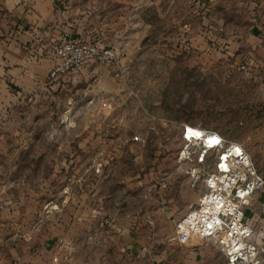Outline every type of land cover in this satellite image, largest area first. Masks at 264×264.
<instances>
[{
  "label": "rangeland",
  "instance_id": "rangeland-1",
  "mask_svg": "<svg viewBox=\"0 0 264 264\" xmlns=\"http://www.w3.org/2000/svg\"><path fill=\"white\" fill-rule=\"evenodd\" d=\"M37 4L27 22L0 2V25L32 26L17 31L18 57L30 62L10 82L16 100L0 105V252L33 229H62L79 242L97 234L103 254L125 232L136 242L130 263L224 264L211 239L198 237L193 248L173 240L182 201L203 190L180 174L193 163L179 160L182 131L200 126L240 142L264 176V0ZM63 37L112 47L115 57L50 77ZM48 210L80 222L48 224L57 220Z\"/></svg>",
  "mask_w": 264,
  "mask_h": 264
},
{
  "label": "built area",
  "instance_id": "built-area-1",
  "mask_svg": "<svg viewBox=\"0 0 264 264\" xmlns=\"http://www.w3.org/2000/svg\"><path fill=\"white\" fill-rule=\"evenodd\" d=\"M53 53L57 63L50 77L76 72L90 60L109 63L115 57L112 47L82 42L74 37L60 39L53 45ZM239 68L245 71L247 64L242 63ZM106 105L103 101L102 106ZM193 127L198 129V134H189L187 126H183L184 145L179 160L193 157V163L185 172L190 186L201 183L203 190L196 203L175 220L173 240L188 246L194 237L211 239L223 254L224 264H261L264 257V176L240 142L215 130ZM133 140L142 138L136 135ZM211 153L214 158L208 167L206 158ZM166 185L165 181L159 183L160 187ZM259 196L258 210L248 217L247 209Z\"/></svg>",
  "mask_w": 264,
  "mask_h": 264
},
{
  "label": "crops",
  "instance_id": "crops-1",
  "mask_svg": "<svg viewBox=\"0 0 264 264\" xmlns=\"http://www.w3.org/2000/svg\"><path fill=\"white\" fill-rule=\"evenodd\" d=\"M40 1L41 0H0L2 4L10 8V11L15 9L13 17H16L19 13L27 22L29 17L33 14L35 15L36 11L34 8L39 5L37 3ZM27 22H21L24 27L19 25V30H17L18 25L16 26L17 21L14 20L13 24L6 23L5 25H0V86L4 85V87H0V105L3 101L5 105L7 104L10 106L11 100H16V92L10 87V82L17 78V65L23 64L22 67H24L28 60L30 62V57H28L25 52L18 57L19 44L17 42V31L23 32L24 34L28 32L31 33L32 26L27 25ZM30 23L31 22H29V24ZM24 37V41L21 39L23 43L27 44V40H29L30 43L33 42L30 38H26V35H24ZM20 46L24 47V45ZM5 95L8 96L7 99L4 98ZM2 97L4 99H2ZM180 174L185 176V169ZM69 187L68 185L63 188V190L67 191ZM72 188L74 190V185ZM186 189L191 190L190 187H186ZM200 193L197 196H188V199L183 200L182 208L187 210L190 205L196 203ZM64 207V203L57 206V208L63 209ZM54 215L57 216V220H47L48 224L51 222L52 225L54 222L57 223L56 225L58 226L61 223L68 224L70 221H73L75 225L76 219L78 223L80 222V217L75 214L72 217L66 216L68 221L63 222L60 219L58 211L48 210L46 212L47 219L52 218ZM63 217L65 218V216ZM78 236L79 234L74 231L68 233L62 229L60 233L55 236L38 235L35 229H33L22 234L23 239L21 240H23V243L21 242L14 247H10L7 253L0 252V264H21L22 261H24L23 264H136L135 261L130 263L129 260L126 259L127 257L129 259V252H134V250H136V242L133 241L128 234L126 235L125 232H122L121 235L124 241L118 240L113 236V242H107L111 245H108V249L103 254H100L104 249H101L102 246H98V241H101V238L98 237L97 234L88 235V241L84 239V242H79ZM197 238L198 237H194L193 240ZM193 246L195 245L192 241V244L188 245V247L193 248Z\"/></svg>",
  "mask_w": 264,
  "mask_h": 264
},
{
  "label": "bare ground",
  "instance_id": "bare-ground-1",
  "mask_svg": "<svg viewBox=\"0 0 264 264\" xmlns=\"http://www.w3.org/2000/svg\"><path fill=\"white\" fill-rule=\"evenodd\" d=\"M187 130H188L189 134H191V133L195 134V135L198 134V129L197 128H192V127L190 128V127L187 126Z\"/></svg>",
  "mask_w": 264,
  "mask_h": 264
}]
</instances>
